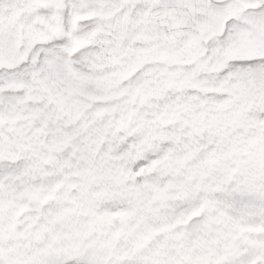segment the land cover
<instances>
[{"label":"snow or ice","instance_id":"snow-or-ice-1","mask_svg":"<svg viewBox=\"0 0 264 264\" xmlns=\"http://www.w3.org/2000/svg\"><path fill=\"white\" fill-rule=\"evenodd\" d=\"M0 264H264V0H0Z\"/></svg>","mask_w":264,"mask_h":264}]
</instances>
